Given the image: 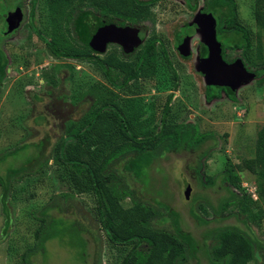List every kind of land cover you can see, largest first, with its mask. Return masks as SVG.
<instances>
[{
  "label": "rangeland",
  "instance_id": "374dc122",
  "mask_svg": "<svg viewBox=\"0 0 264 264\" xmlns=\"http://www.w3.org/2000/svg\"><path fill=\"white\" fill-rule=\"evenodd\" d=\"M155 1L152 16L133 25L140 30L142 41L129 53H136L150 37H156L159 45L168 48L178 78L173 76L172 68L167 66L166 59L159 52L155 67L157 70L150 81L143 76L124 88H116V91L124 100V105L128 104L127 100L134 99L150 106L146 113L152 114L153 111L157 122L164 114L169 95L173 94L167 119L172 123L197 124L201 133L213 135L195 149L182 147L163 152L146 171L150 178L143 191V198L151 201L158 199L178 213L180 226L194 236L199 247L194 263L212 264L205 248L206 241L210 242L212 238L210 232L216 227L227 225L245 228L240 218L233 214L238 210V205L229 206L217 218L211 207L219 208L230 195L226 184L222 182L223 171L227 167L233 168L240 176L242 185L247 187V192L259 197L257 176L242 166L244 159L255 155L257 132L264 125V81L255 78L237 87L236 100L230 99L225 92H222L219 99L208 100L206 81L197 60L200 32L190 26L188 55L179 53L176 46L179 33L193 21L196 11L204 7L205 0H192L197 3L194 10L185 0ZM236 1L239 21L249 29L253 46L247 54L243 47L227 48L226 59H246L249 55L254 63H247L248 67L255 70L258 63L264 62V32H261L263 56L258 58L259 28L255 18V0ZM19 2L25 10L21 27L15 35L0 40V49L9 61L7 74L3 79L0 78V175L6 177L9 172L34 159L31 173L22 179H13L9 193L10 222L7 221V212H4L0 185V264H26L24 255L35 246V233L40 225L33 213L39 215V211L53 197L71 192L68 186L59 183V172L53 161L48 164L43 161L45 156L51 157V149L58 136L64 132L65 124L71 119L83 117L95 102L94 93L99 90L97 84L109 85L110 81L105 74L102 81H97L101 77L100 71L90 56L82 59L51 54L42 38H52L53 21L48 0H37L35 3L33 0H0V19L3 13L18 6ZM86 11H91L93 16L103 17L91 6L84 5L81 14ZM112 22H121V19L115 18ZM3 29L4 24L0 21V38L3 37ZM70 37L75 40V47L79 48L81 43L76 33L73 32ZM116 45L111 44V47ZM63 77L65 81H61ZM120 171L126 173L122 167ZM205 177L215 178V182L208 184ZM136 184L143 186L139 182ZM187 186H190L189 197L185 192ZM61 201L68 211L62 214L56 209L50 210L54 215L77 220L84 228L99 223L97 203L92 194H79L70 201ZM123 202L128 205L129 199ZM261 206L264 211V204ZM252 228L264 240V213L258 222L252 223ZM100 233L103 239L102 264H113L116 256L119 259L124 255L125 249L119 248L121 250L118 251L109 244L102 230ZM87 238L88 254L84 261V251L78 240L80 238L67 236V241L75 240L78 245L71 247L59 239H52L47 242L46 253L39 251L33 255V264L98 263V245L91 235ZM255 263L264 264V257Z\"/></svg>",
  "mask_w": 264,
  "mask_h": 264
},
{
  "label": "trees",
  "instance_id": "16d2710c",
  "mask_svg": "<svg viewBox=\"0 0 264 264\" xmlns=\"http://www.w3.org/2000/svg\"><path fill=\"white\" fill-rule=\"evenodd\" d=\"M153 4L154 0H48L53 21L52 38L48 42L41 37L47 41L55 56L83 59L90 56V38L106 23H112L115 18L121 19L120 24L140 23L152 16ZM17 5L21 6L22 3ZM84 5L93 7L103 17L93 16L91 11L81 14ZM204 11L212 12L217 19V37L222 43L225 57L227 48L243 47L246 54L249 52L253 46L252 36L249 29L239 21L236 0H205ZM6 13L2 14L0 21L3 22ZM255 18L259 28L257 56L262 58L264 0H255ZM73 32L81 43L79 48L75 47V40L70 37ZM6 36L10 37L11 34H3L0 40ZM159 46L158 39L150 37L142 46L144 49L137 52L135 61H120L119 66L126 72L128 79L154 76L159 53L156 48ZM163 52L166 54V51ZM207 52L203 41L200 55L205 56ZM114 61L111 58L104 60L107 62L104 70L110 79V86L97 84L99 90L94 93L95 102L90 109L80 119H71L65 124L64 132L58 136L51 149V157L45 156L43 163L53 161L59 172V183L68 186L71 192L53 197L39 211V215L33 213L40 225L35 233V246L24 255L26 264H33L32 257L39 251L46 253L47 242L52 239H59L71 247L78 245L75 240L67 241V236L80 238L78 240L84 251V261L88 254L89 235L98 245V263L95 264H102L101 230L115 249H125L121 258L117 259L115 255L113 264H200L194 263L198 256L197 242L191 233L180 226L178 213L158 199L151 201L143 198V191L150 178L146 171L163 152L182 147L195 149L213 135L201 133L197 124L172 123L167 119L173 94L169 95L159 122L154 118L153 111L152 114L146 113L150 106L134 99L127 100L128 104L124 105L116 88H124L130 81H122L120 84L112 81L111 67ZM243 61L245 66L254 63L249 55ZM7 63L5 53L0 49L1 79L6 73ZM254 71L256 78L264 81V62L258 63ZM222 92L236 100L234 89L210 84L207 86L206 97L210 101L219 99ZM33 159L25 166L5 174L6 177L0 175L1 200L8 222V210L11 208L9 193L13 179H22L31 173ZM243 162L242 167L254 173L259 180V197L247 192V187L242 185L240 176L233 168L227 167L223 171L222 182L226 184L230 195L219 208L211 207L217 218L229 206L238 205V210L233 214L240 218L245 228L227 225L216 227L210 232L212 238L210 242L206 241L205 248L212 264H256L255 261L264 257V240L252 228V223L258 222L264 213L261 206L264 204V125L257 132L255 155ZM121 167L126 173H121ZM206 180L208 184L215 182L212 177ZM137 182L143 186H137ZM79 194H92L96 200L99 223L92 227L84 228L77 220L72 221L50 212L56 209L66 214L68 208L63 207L61 199L70 201ZM126 198L129 199L128 205L123 202ZM196 216L200 217L197 213ZM169 220L171 222L164 225ZM127 247L130 248L126 251Z\"/></svg>",
  "mask_w": 264,
  "mask_h": 264
},
{
  "label": "water",
  "instance_id": "95a60500",
  "mask_svg": "<svg viewBox=\"0 0 264 264\" xmlns=\"http://www.w3.org/2000/svg\"><path fill=\"white\" fill-rule=\"evenodd\" d=\"M23 18L24 13L21 7L9 12L6 26L2 31L3 34L12 33L19 28ZM196 22L209 51L208 56L202 58L198 66L204 74L207 84L236 89L256 78V74L247 69L243 59L237 58L233 62L224 59L222 43L217 37V19L213 13L201 15ZM140 33V30L134 26H119L112 22L105 24L98 30L90 38V43L96 50H105L109 42H120L128 50H133L142 41ZM185 54H188V51ZM185 192L189 197L190 186L186 187Z\"/></svg>",
  "mask_w": 264,
  "mask_h": 264
},
{
  "label": "flooded vegetation",
  "instance_id": "af4514ba",
  "mask_svg": "<svg viewBox=\"0 0 264 264\" xmlns=\"http://www.w3.org/2000/svg\"><path fill=\"white\" fill-rule=\"evenodd\" d=\"M33 2H34V0H33ZM185 2H186V4L191 8V10H194V9H196V6H197V3H195V2H192V0H185ZM156 3V1L154 0V4ZM153 4V5H154ZM153 5H152V7H153ZM18 7H21L22 8V10H23V13H24V16H25V10H24V8H23V4L20 6V5H18V6H16V7H14V8H12V9H10L7 13H6V16H5V18H4V20H3V24H4V28H5V26H6V21H7V19H8V14H9V12H13V11H15ZM206 13H212V12H206V11H204V7L201 9V10H197L196 11V13H195V17H194V19H193V21L191 22V23H188L187 24V27H185V28H183L182 30H181V32L179 33V40H177V42H176V46L178 47V51H179V53H183V54H185L187 51H188V54L190 53V39H191V32H190V26L192 27V28H194V29H197V31H199L200 32V34H201V43H200V47L198 48V56H197V60H198V62L200 63V60L202 59V58H204V57H207L208 56V53H209V51L207 52V54L205 55V56H201L200 55V49H201V47H202V43H203V34H202V32H201V30H200V28H199V25L197 24V22H196V20L198 19V17H200L201 15H203V14H206ZM24 19V18H23ZM23 22V21H22ZM22 22H21V24H22ZM116 24H118L119 26H126V25H131V26H133L134 24L133 23H131V22H127L126 24H120V22H115ZM20 27H21V25H20ZM19 27V28H20ZM19 28H17L16 30H14L12 33H10L11 34V36H13V35H15V33L18 31V29ZM3 31V30H2ZM39 32H41L40 30H38V34H39ZM10 34H5V35H10ZM141 34V33H140ZM10 36V37H11ZM41 36H42V34H41ZM141 36H142V34H141ZM5 38H9L8 36H6ZM5 38H3V39H5ZM48 42L51 40V39H46ZM47 41H45L46 42V44H47ZM185 43H187V45H185ZM205 43V42H204ZM111 44H117L116 46H114V47H111ZM206 45V44H205ZM47 46H48V44H47ZM139 46V45H138ZM90 57H91V59H93L94 60V62H95V65H96V68H97V70H99L100 71V78L97 80V81H102V76L105 74L106 76H107V74H106V71L104 70L105 68H104V66H107V62H104V60H106V59H109V58H111L112 60H115L114 61V65L111 67V71H112V77H113V80L112 81H136V80H138V79H141V78H143V76H139L138 78H131V79H128L127 78V76H126V72L119 66V63H120V61H124L125 63H131V62H133V61H135L136 59H137V57H138V54H137V52H139L140 50H142V49H144V47L142 48H140L136 53H134V54H132V53H129L130 52V50H128L122 43H120V42H109L108 44H107V46H106V49L105 50H96L91 44H90ZM206 47H207V45H206ZM136 48V47H135ZM48 49L50 50V47L48 46ZM157 49V51H159V52H161L162 53V55L164 56V58L166 59V64H167V66H169V67H171L172 68V70H173V76H175L176 77V79L178 78V72H177V70H176V68L174 67V65H173V63H171V61H170V56H169V53H168V48L166 47V46H164V45H162V46H159V47H157L156 48ZM207 49H208V47H207ZM163 51H166V54L163 52ZM50 52H51V50H50ZM51 54H53L52 52H51ZM188 54H185V55H188ZM54 55V54H53ZM223 57H224V59L227 61V59H226V57L224 56V53H223ZM5 58L8 60V58H7V56H6V54H5ZM87 57H85V59H86ZM84 59V58H83ZM237 58H235V59H232V60H228V62H233V61H235ZM198 66H199V64H198ZM8 67H9V61H8V63L6 64V73H5V75L7 74V72H8ZM247 67V69L249 70V71H252V72H254L255 73V71L254 70H252V69H250L248 66H246ZM203 74V73H202ZM4 75V76H5ZM203 76H204V74H203ZM108 77V76H107ZM146 78H148V80L150 81L151 79V77H146ZM205 78V77H204ZM61 81H65V77H63L62 79H61ZM205 81H206V79H205ZM206 85L208 86V84H207V82H206ZM215 86H217V85H215ZM223 87H228V86H223ZM235 91H236V89H234ZM49 94V93H48ZM51 95H53L52 93H51Z\"/></svg>",
  "mask_w": 264,
  "mask_h": 264
}]
</instances>
